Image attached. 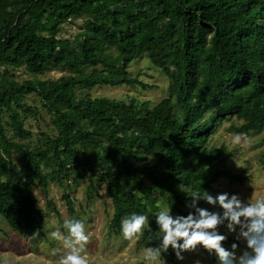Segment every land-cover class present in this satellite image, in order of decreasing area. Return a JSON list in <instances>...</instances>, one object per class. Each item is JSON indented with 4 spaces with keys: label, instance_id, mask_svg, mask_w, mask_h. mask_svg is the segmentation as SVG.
I'll return each mask as SVG.
<instances>
[{
    "label": "trees",
    "instance_id": "1",
    "mask_svg": "<svg viewBox=\"0 0 264 264\" xmlns=\"http://www.w3.org/2000/svg\"><path fill=\"white\" fill-rule=\"evenodd\" d=\"M79 19L86 21L82 31L61 39L63 26ZM146 55L170 79L168 96L155 106L78 99V88H148L129 72ZM21 67L37 76L52 69L70 75L53 86L17 82L12 70ZM32 93L58 131L42 134L35 147L10 139L3 121L7 114L16 137L31 139L23 114L35 116L24 105ZM231 119L242 122L231 127L236 135L264 132V0H0V215L15 233L44 235L37 188L60 216L50 184L71 190L84 180L88 202L105 188L116 236L121 218L134 212L148 216L143 228L158 231L160 202L187 215L193 193H210L223 179L244 183L226 167V145H210ZM63 199L74 216V201ZM233 243L227 238L223 246Z\"/></svg>",
    "mask_w": 264,
    "mask_h": 264
},
{
    "label": "rangeland",
    "instance_id": "2",
    "mask_svg": "<svg viewBox=\"0 0 264 264\" xmlns=\"http://www.w3.org/2000/svg\"><path fill=\"white\" fill-rule=\"evenodd\" d=\"M85 23L84 19H79L65 24L60 38L73 39L82 31ZM129 72L133 76H139L149 87H97L92 90L78 88L76 90L78 99L89 96L126 102L136 100L147 102L150 107H153L168 96L170 79L161 68L152 64L149 56L146 55L134 62L130 66ZM12 73L17 82L48 81L50 86H53L59 78L70 75L66 70L52 69L44 75L37 76L31 74L25 67L12 70ZM24 105L35 111V116L23 114V117L26 116V129L33 132V137L24 141L16 137L12 127L8 125L9 116L4 114L3 121L10 139L35 147L42 144V134H48L51 137L58 135L54 117L44 106L38 94L26 95ZM241 124L242 122L237 119H231L219 125L211 138L210 145L215 147L226 145L228 148L227 169L242 175L245 177V181L240 184L223 179L209 194L215 196L224 192L235 193L245 202H255L257 199L264 198V132L258 135H241L240 141L237 142L235 141L236 134L231 131V127ZM13 161L18 166L23 164L21 157L17 154L13 155ZM88 185L89 181L84 180L79 187L67 190L56 182L50 184L49 201L55 205L60 216L54 212V208L48 206L45 197L37 188L35 197L47 217L44 235L33 240L15 233L0 215V264H59V257L67 249L64 248L62 240L52 238L50 233L59 230L67 234L63 228V222L66 219H79L85 224L89 239L85 242L82 254L86 256L89 264H167V256L163 251L161 257L155 260L151 259L148 253L149 248L159 247L161 243L160 231L152 232L148 226H145L131 239H125L122 234L116 236L110 228L114 207L105 188H101L100 195L95 196L92 202H88ZM64 195H69L74 201L76 211L74 216L68 213L66 201L63 199ZM191 199L193 198L190 197L187 202L186 214L189 211H194L188 207ZM159 206L160 208L168 207L163 202H160ZM199 206L222 213V209L218 205H209L204 200L199 201ZM171 214L176 216L172 212ZM217 231L236 241L238 244L236 249L224 247L236 252L237 256L245 249V241L239 236V226H236L235 231H230L227 228V221H225L218 226ZM168 252L174 255V263L171 264H218L216 255L210 254L202 246L183 252V259L177 258L171 247Z\"/></svg>",
    "mask_w": 264,
    "mask_h": 264
},
{
    "label": "clouds",
    "instance_id": "3",
    "mask_svg": "<svg viewBox=\"0 0 264 264\" xmlns=\"http://www.w3.org/2000/svg\"><path fill=\"white\" fill-rule=\"evenodd\" d=\"M241 134L235 136L239 142ZM188 207L194 209L187 215L171 214L168 207L161 208L155 215V222L161 233L159 247L149 248L151 259H158L161 253L171 247L177 258L183 259L182 253L202 246L210 254L214 253L218 264H264V198L255 202H245L238 194L227 192L215 196L204 191L202 195L193 193ZM204 200L209 205H218L221 212L211 211L199 206ZM148 216L131 213L121 218L120 232L125 239H131L141 232ZM227 221V228L235 231L239 226V236L245 241V249L237 256L236 252L223 246L227 237L217 231L219 225ZM63 228L67 234L57 230L50 233L54 239L62 240L67 251L59 257V264H89L82 254L89 236L85 224L79 219H66ZM238 244L233 243L232 249Z\"/></svg>",
    "mask_w": 264,
    "mask_h": 264
}]
</instances>
